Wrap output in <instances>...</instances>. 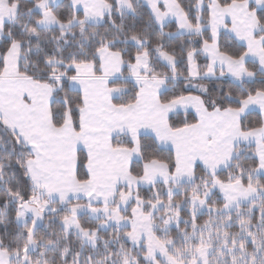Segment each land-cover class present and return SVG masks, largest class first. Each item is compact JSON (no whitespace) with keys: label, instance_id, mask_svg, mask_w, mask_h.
<instances>
[{"label":"snow or ice","instance_id":"snow-or-ice-1","mask_svg":"<svg viewBox=\"0 0 264 264\" xmlns=\"http://www.w3.org/2000/svg\"><path fill=\"white\" fill-rule=\"evenodd\" d=\"M0 264H264V0H0Z\"/></svg>","mask_w":264,"mask_h":264}]
</instances>
